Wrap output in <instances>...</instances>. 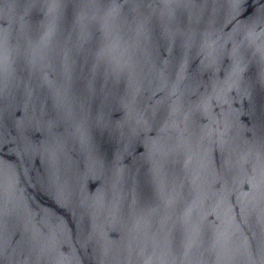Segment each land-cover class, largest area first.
Returning a JSON list of instances; mask_svg holds the SVG:
<instances>
[{
    "label": "water",
    "instance_id": "95a60500",
    "mask_svg": "<svg viewBox=\"0 0 264 264\" xmlns=\"http://www.w3.org/2000/svg\"><path fill=\"white\" fill-rule=\"evenodd\" d=\"M0 264H264V0H0Z\"/></svg>",
    "mask_w": 264,
    "mask_h": 264
}]
</instances>
